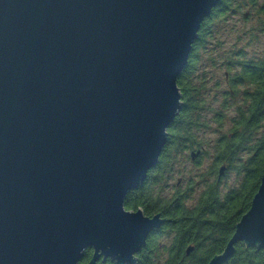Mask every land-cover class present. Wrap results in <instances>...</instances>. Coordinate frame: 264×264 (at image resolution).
<instances>
[{
	"label": "water",
	"instance_id": "1",
	"mask_svg": "<svg viewBox=\"0 0 264 264\" xmlns=\"http://www.w3.org/2000/svg\"><path fill=\"white\" fill-rule=\"evenodd\" d=\"M221 1L0 0V264L137 263L165 221L125 202L160 161ZM239 243L264 251V174L208 264Z\"/></svg>",
	"mask_w": 264,
	"mask_h": 264
},
{
	"label": "trees",
	"instance_id": "2",
	"mask_svg": "<svg viewBox=\"0 0 264 264\" xmlns=\"http://www.w3.org/2000/svg\"><path fill=\"white\" fill-rule=\"evenodd\" d=\"M251 3L258 6L256 0ZM240 4L239 0H222L202 24L188 67L178 80L183 106L168 129L160 161L146 184L126 199L127 210L140 208L147 216L160 214L165 219L164 226L137 254L136 264H208L224 251L260 187L264 174V52L250 60L236 52L223 55L231 92L223 94L218 110L210 107L214 99L210 100L207 74H198L203 64L200 51L207 53V39L213 37L211 25L226 20ZM258 12L264 15V2ZM260 32L264 33L263 20ZM209 57L214 65L216 60ZM217 65L218 61L214 66ZM210 112L213 115L208 116ZM213 123L221 133L212 142L204 143L199 135ZM193 153L198 155L193 158ZM207 157L211 165L202 171L200 167ZM182 158H188L199 171L194 177L170 185ZM223 166L225 171L219 178ZM231 174L236 183L228 187L223 182ZM199 185L203 190L198 193L195 189ZM190 246L194 251L188 255ZM92 255L87 250L81 264H87ZM97 264L115 263L107 259ZM226 264H264V251L239 243Z\"/></svg>",
	"mask_w": 264,
	"mask_h": 264
},
{
	"label": "rangeland",
	"instance_id": "3",
	"mask_svg": "<svg viewBox=\"0 0 264 264\" xmlns=\"http://www.w3.org/2000/svg\"><path fill=\"white\" fill-rule=\"evenodd\" d=\"M239 1L241 2L240 8L236 12L230 14L226 20L220 19L211 25L213 37L207 39V53L200 51L203 64L201 63V71L198 74H207L210 100L214 99V104H211L210 107L215 110L219 109V102H221L223 94L231 92L228 82L230 75L227 74L226 66L223 65L225 63L223 55L236 52L240 53L243 59L250 60L259 58L264 52V33L260 32V21H264V15L258 12V8L264 0H256L258 6H252L251 0ZM209 55L216 60L214 65L217 61L219 65L215 67ZM210 115H213V112L208 113V116ZM210 126L208 130L199 135L200 140H203L204 143L212 142L221 133L216 131L215 123ZM181 161L182 163L176 168L170 185H175L179 179L187 180L189 177H194L199 171L188 158H182ZM211 161L207 157L200 170L206 171L210 167ZM186 180H183L181 186L186 185ZM195 181L197 180L195 179ZM223 183L228 187L233 186L236 183L235 176L229 175ZM202 190L203 186L200 185L195 189L198 193ZM191 203L189 202V205Z\"/></svg>",
	"mask_w": 264,
	"mask_h": 264
},
{
	"label": "flooded vegetation",
	"instance_id": "4",
	"mask_svg": "<svg viewBox=\"0 0 264 264\" xmlns=\"http://www.w3.org/2000/svg\"><path fill=\"white\" fill-rule=\"evenodd\" d=\"M148 179H149V177H148ZM148 179H147V181H148ZM147 181H146V182H147ZM145 184H146V183H145ZM145 184H144V185H145ZM179 184H180V181L178 182V185H179ZM144 185H143V186H144ZM143 186H141V187H143ZM141 187H140V188H141ZM140 188H139V189H140ZM135 191H136V190H135ZM132 192H133V191H132ZM138 210H140V208H139ZM141 210H142V209H141ZM129 211H137V210H129ZM142 211H143V210H142ZM143 212H144V211H143ZM144 215L147 216L145 213H144ZM155 215H157V214H155ZM155 215H153V216H155ZM153 216H147V217H153ZM161 217H162V216H161ZM162 218H163V217H162ZM163 219H164V218H163ZM164 221H165V219H164ZM164 223H165V222H164ZM163 226H164V225H163ZM163 226H162V227H163ZM159 230H160V229H159ZM159 230H156V231L152 232V233L150 234V236H151L152 234H154L155 232L159 231ZM150 236L148 237V239L150 238ZM148 239H147V241H148ZM146 244H147V242H146ZM146 244H145V246H146ZM145 246H144V247H145ZM91 251H92V253H93V250H91ZM101 260H103V259H101ZM101 260H100V261H101Z\"/></svg>",
	"mask_w": 264,
	"mask_h": 264
}]
</instances>
